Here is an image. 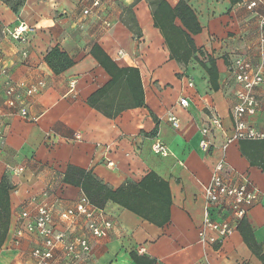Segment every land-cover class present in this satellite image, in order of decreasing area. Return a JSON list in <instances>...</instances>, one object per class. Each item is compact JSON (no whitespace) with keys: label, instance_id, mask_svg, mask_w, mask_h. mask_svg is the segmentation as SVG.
<instances>
[{"label":"crops","instance_id":"obj_1","mask_svg":"<svg viewBox=\"0 0 264 264\" xmlns=\"http://www.w3.org/2000/svg\"><path fill=\"white\" fill-rule=\"evenodd\" d=\"M165 1L171 7L178 2ZM250 2L256 4L250 7ZM187 4L200 26L191 37L204 55L195 53L183 64L170 58L147 0H102L96 8L91 0H22L16 11L0 0V60L7 68V75H0V180L5 177L10 185L9 224L0 246V264L32 262L37 235L24 232L16 238L25 222L20 211L27 201L36 198L52 205L57 219V213L82 194L79 187L62 182L68 165L90 170L112 189L155 173L168 184L169 220L157 226L108 201L101 208L112 224L106 236H90V250L81 259H59L56 264H136L132 254L154 264H264L237 227L216 243L204 245L198 240L202 187L232 132L237 84L230 67L236 58L252 64L260 61L257 43L264 0H187ZM84 8H90L88 15L82 14ZM20 23L28 28L24 40L3 30ZM174 24L182 27L178 18ZM94 44L119 67L137 68L143 106L110 117L88 104L89 96L110 78L91 55ZM54 46L73 62L58 73L44 59ZM206 56L214 58L218 71L215 91L199 63L207 64ZM262 69L264 73V65ZM9 80L37 87L22 97L27 117L19 113L21 103L13 107L5 103ZM255 95L257 110L243 118L263 128L264 82L255 88ZM180 98H186L188 105H179ZM170 114L178 127L168 120ZM212 115L218 116L221 126L209 128L211 146L203 150L201 128L209 126ZM156 140L167 147V155L152 151ZM224 156L228 176L234 181L247 176L257 194L244 218L264 253V170L249 164L239 141L228 144Z\"/></svg>","mask_w":264,"mask_h":264},{"label":"built area","instance_id":"obj_2","mask_svg":"<svg viewBox=\"0 0 264 264\" xmlns=\"http://www.w3.org/2000/svg\"><path fill=\"white\" fill-rule=\"evenodd\" d=\"M101 2L102 0H91V7H98ZM255 4V2H250L249 6L252 7ZM89 13L90 8L82 10L83 15ZM259 28L257 47L260 61L252 64L245 58H236L230 67L231 79L237 84L235 102L231 108L232 132L222 145V153L212 166L208 182L202 187L203 208L198 240L204 245L221 241L231 234L239 221L245 217L257 196L247 176L239 175L236 181L228 176L224 151L232 141L264 140V127L256 128L243 118L245 114H253L257 110L259 102L255 95V88L264 82L262 69L264 65V16L259 17ZM27 29V26L22 23L13 28L7 26L3 28L11 38L19 40H24V32ZM0 75H7V68L1 60ZM5 85V103L10 107L16 106L17 102L21 103L19 113L22 117H27L22 97L24 94H33L37 87L28 85L22 80H9L5 82ZM188 85L191 86L192 83L189 82ZM178 103L181 106L188 105L186 98H180ZM168 120L174 127H178V120L173 114L168 116ZM211 126H221L218 116L212 115L209 126L201 128L202 138L199 141V147L203 150L211 146L207 136ZM74 136L76 139L79 138L78 134ZM151 149L154 153L164 156L169 153L160 140H156ZM25 205L20 211V217L25 222L22 228L16 231V238L24 232L37 235L39 244L31 251L32 262L30 264H56L59 259H65L68 262L79 260L90 250L89 237L106 236L112 226L101 208L93 206L84 194H81L72 206L60 210L57 213V219H54V207L45 202H37L36 198H31ZM214 214L219 219L214 218ZM56 223L61 225V228L56 229ZM77 230L82 232L77 233Z\"/></svg>","mask_w":264,"mask_h":264},{"label":"trees","instance_id":"obj_3","mask_svg":"<svg viewBox=\"0 0 264 264\" xmlns=\"http://www.w3.org/2000/svg\"><path fill=\"white\" fill-rule=\"evenodd\" d=\"M5 1L13 11H16L22 0ZM147 1L154 25L162 33L170 58L186 64L192 57H196L195 53L204 55L202 50L196 48L191 37V34L200 31V26L187 0H178L173 7L165 0ZM176 18L179 19L182 27L174 24ZM90 52L110 78L89 96L88 104L110 117L124 109L143 106L144 96L137 68L119 67L97 44L91 47ZM206 57L207 64L200 60L199 63L208 75L211 89L215 91L219 88L218 71L214 58ZM44 59L54 73L60 72L73 63L57 46L52 47ZM239 142L241 152L248 159L249 164L264 170V140H240ZM62 182L79 187L82 194L95 207L102 208L106 202L112 201L157 226H162L169 220L171 198L168 184L153 172L146 174L138 183H127L112 189L90 170L68 165ZM9 189L10 185L3 177L0 180V246L9 224ZM237 230L244 242L254 249L258 258L264 262V253H261L260 245L256 243L245 218L239 221ZM132 259L136 264H154L153 260L135 254H132Z\"/></svg>","mask_w":264,"mask_h":264}]
</instances>
